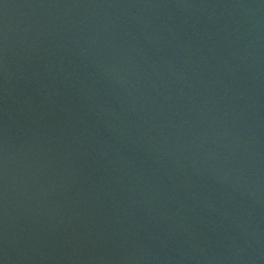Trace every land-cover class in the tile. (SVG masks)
Wrapping results in <instances>:
<instances>
[{"label": "water", "instance_id": "1", "mask_svg": "<svg viewBox=\"0 0 264 264\" xmlns=\"http://www.w3.org/2000/svg\"><path fill=\"white\" fill-rule=\"evenodd\" d=\"M0 264H264V0H0Z\"/></svg>", "mask_w": 264, "mask_h": 264}]
</instances>
